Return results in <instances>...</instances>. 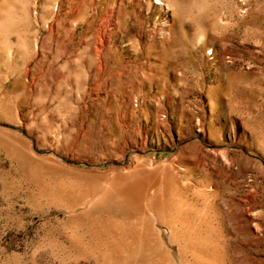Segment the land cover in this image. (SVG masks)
Returning a JSON list of instances; mask_svg holds the SVG:
<instances>
[{"label": "rangeland", "instance_id": "1", "mask_svg": "<svg viewBox=\"0 0 264 264\" xmlns=\"http://www.w3.org/2000/svg\"><path fill=\"white\" fill-rule=\"evenodd\" d=\"M0 264H264V0H0Z\"/></svg>", "mask_w": 264, "mask_h": 264}, {"label": "water", "instance_id": "2", "mask_svg": "<svg viewBox=\"0 0 264 264\" xmlns=\"http://www.w3.org/2000/svg\"><path fill=\"white\" fill-rule=\"evenodd\" d=\"M70 162H73V163H80L79 161H71V160H69Z\"/></svg>", "mask_w": 264, "mask_h": 264}]
</instances>
